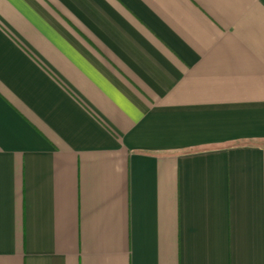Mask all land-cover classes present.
<instances>
[{
	"label": "crops",
	"instance_id": "1",
	"mask_svg": "<svg viewBox=\"0 0 264 264\" xmlns=\"http://www.w3.org/2000/svg\"><path fill=\"white\" fill-rule=\"evenodd\" d=\"M0 264H264V0H0Z\"/></svg>",
	"mask_w": 264,
	"mask_h": 264
}]
</instances>
